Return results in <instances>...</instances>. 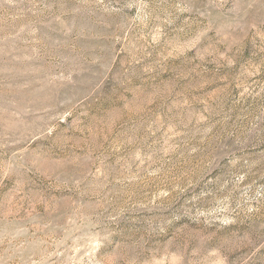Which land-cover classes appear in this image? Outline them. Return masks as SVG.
Listing matches in <instances>:
<instances>
[{"label": "rangeland", "instance_id": "rangeland-1", "mask_svg": "<svg viewBox=\"0 0 264 264\" xmlns=\"http://www.w3.org/2000/svg\"><path fill=\"white\" fill-rule=\"evenodd\" d=\"M0 264H264V0H0Z\"/></svg>", "mask_w": 264, "mask_h": 264}]
</instances>
